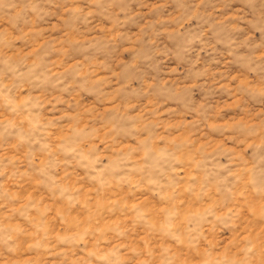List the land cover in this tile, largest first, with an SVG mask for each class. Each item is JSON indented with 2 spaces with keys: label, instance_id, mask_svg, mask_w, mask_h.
<instances>
[{
  "label": "rangeland",
  "instance_id": "obj_1",
  "mask_svg": "<svg viewBox=\"0 0 264 264\" xmlns=\"http://www.w3.org/2000/svg\"><path fill=\"white\" fill-rule=\"evenodd\" d=\"M0 264H264V0H0Z\"/></svg>",
  "mask_w": 264,
  "mask_h": 264
}]
</instances>
